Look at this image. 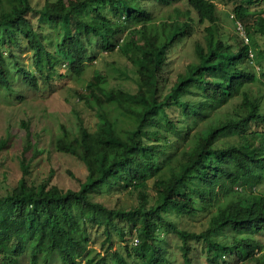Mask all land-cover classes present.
I'll return each instance as SVG.
<instances>
[{"label":"trees","instance_id":"16d2710c","mask_svg":"<svg viewBox=\"0 0 264 264\" xmlns=\"http://www.w3.org/2000/svg\"><path fill=\"white\" fill-rule=\"evenodd\" d=\"M88 1L93 2V16L85 21L74 11ZM179 1L156 0L165 7ZM184 1L200 22H208L204 43H196L197 61L188 64L158 99L157 74L165 64L167 50L188 32V23L159 28L142 0H76L67 5L57 0L36 13L38 26L47 24L50 28L43 34L27 17L33 11L31 0H0V90L12 91L18 81L6 62L3 46L12 47L20 37L42 64L57 56L50 55L51 47L64 58L68 71L78 77L92 61L90 37H96L104 50L113 51L116 37L124 32L120 19L140 26L133 30L138 38L129 46V59L139 78L137 92L106 88V77L95 72L87 89L99 107L96 129L83 127L72 135L61 127L55 140L59 151L84 163L87 174L79 188L33 186L22 177L10 193L0 196V264H19L25 258L29 264H51L52 259L58 264H82L90 239L87 224L100 225L108 236L110 228H118L119 223L125 225L122 231L124 227L129 232L139 230L134 245L139 264L160 263L162 235L167 231L181 240L183 264H194L192 259L201 246L199 256L214 252L207 256L209 264H264V247L254 239L255 234L264 233V195H236L238 189L251 190L264 179L263 96L251 88L263 84L264 65L257 72L251 64V45L222 32L216 4L224 0ZM236 1L232 10L238 22L248 19L255 1L264 3ZM262 20L264 16L257 27L248 26L247 33L264 34ZM18 71L19 81L38 89L35 75L23 68ZM45 78L49 80L51 74ZM236 97L241 100L233 118L210 122L213 112ZM171 111L176 113L173 118ZM199 122L206 125L195 129ZM25 128L24 150L31 141L29 127ZM169 146L179 159L167 177L155 180L157 195L146 207L143 189L163 169ZM22 170L24 175L28 171L25 159ZM101 185L119 191L138 190L142 204L126 211L108 209L90 195ZM199 213L209 217L206 229L199 232L179 228L170 220L171 216L194 217ZM226 232L228 242L215 240ZM111 256L115 264H129L116 251Z\"/></svg>","mask_w":264,"mask_h":264},{"label":"rangeland","instance_id":"374dc122","mask_svg":"<svg viewBox=\"0 0 264 264\" xmlns=\"http://www.w3.org/2000/svg\"><path fill=\"white\" fill-rule=\"evenodd\" d=\"M57 0H31L33 11L27 14L29 20L40 33L49 32L47 24L38 23L39 15L36 14L46 3ZM66 5L74 4L76 0H62ZM236 0L218 1L217 16L218 24L225 34L235 35L244 43L251 45L252 66L258 72V67L264 65V34L250 33L246 28L258 26L260 18L264 16V3L257 2L250 6L251 15L245 21H239L241 29L238 28V21L233 16V7ZM98 5V2H95ZM145 8L152 13V22L158 27L185 22L189 24L188 32L172 44L167 50L165 64L157 74L156 95L162 99L170 90L179 73H183L186 66L196 62V43H204V27L208 22H200L195 12L189 7L186 1L181 0L174 5L165 7L159 5L156 0H142ZM93 2L88 1L84 6L78 7L74 14L79 18L89 21L92 18ZM101 8V7H100ZM104 11L105 9H102ZM106 14L108 12L106 11ZM124 26V32L116 37L117 46L113 51H106L96 37H90L88 54L92 56L83 73L76 77L68 71L65 60L54 49L48 47L49 61L45 64L34 55L26 39H19V43L7 48L3 46L6 62L11 67V72L18 81L14 84L12 91L0 90V196L6 195L17 185L20 178L24 177L29 185L39 184L56 185L62 189H78L86 178V167L76 156L59 151L55 146V140L62 130L77 135L80 128L94 131L98 123V105L91 98L87 89L88 84L95 72H100L106 77L105 87L119 89L129 93L137 92L139 78L134 65L129 59L130 43L136 41L138 35L133 32L140 26L120 19L118 21ZM262 23L263 20L261 21ZM118 23V24H119ZM134 35V36H132ZM260 62V63H259ZM23 68L36 76L38 89L33 90L23 82L19 81ZM54 70V71H52ZM260 70V69H259ZM47 73L51 78L46 80ZM61 74V75H59ZM263 84L252 85V91L263 96L261 109L264 112V78ZM240 97L231 99L227 104L213 112L210 122L220 123L235 116ZM171 117L175 112L171 111ZM206 123L199 122L195 129L204 127ZM26 127L30 130V145L24 150L27 144ZM224 142V140L222 141ZM221 141L218 144L221 145ZM166 152L170 153L165 160L163 169L153 178L149 179L143 194L146 198L145 206L149 207L154 203L157 195L155 180L167 177L168 170L174 166L179 159V154L169 146ZM22 159L28 163V171L24 175L22 170ZM165 156L162 157V160ZM236 195L250 194L254 198L264 195V179L253 185L251 190L244 188L237 190ZM91 198L102 203L108 209L129 210L142 204L139 199V191L127 189L119 191L107 185H101L91 192ZM245 195V196H246ZM209 217L199 213L194 217H174L179 228L190 231H202L206 229ZM90 235L86 252L81 258L82 264H115L111 252L116 251L125 258L129 264H139V258L134 252L136 240H139L138 229L132 228L129 232L124 224H117L118 228H110V234L105 235L103 227L98 224H87ZM120 228V231H119ZM226 235V237H224ZM224 236L217 235L215 240L228 242L229 233ZM255 240H259L264 247V233L255 234ZM181 240L173 232L167 231L162 235L163 259L159 264H183V257L180 250ZM202 246L193 257L194 264H209L207 256H199ZM207 249V244H205ZM207 254V253H206ZM19 264H29L25 258ZM51 264H58L57 259H52ZM235 264H252L236 262Z\"/></svg>","mask_w":264,"mask_h":264},{"label":"built area","instance_id":"2783aa9c","mask_svg":"<svg viewBox=\"0 0 264 264\" xmlns=\"http://www.w3.org/2000/svg\"><path fill=\"white\" fill-rule=\"evenodd\" d=\"M238 28H240L241 29V24L238 22ZM137 241V240H136Z\"/></svg>","mask_w":264,"mask_h":264}]
</instances>
